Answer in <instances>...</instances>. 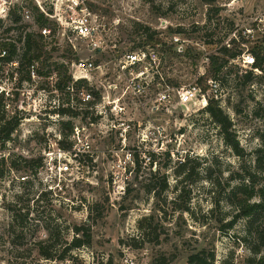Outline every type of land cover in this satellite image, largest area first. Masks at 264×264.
<instances>
[{"label":"rangeland","instance_id":"rangeland-1","mask_svg":"<svg viewBox=\"0 0 264 264\" xmlns=\"http://www.w3.org/2000/svg\"><path fill=\"white\" fill-rule=\"evenodd\" d=\"M90 8L99 17L101 51L81 41H74L73 50L49 23L56 31L46 40L47 51L55 49L51 62L35 65V80L20 65L14 98L1 102L0 117L20 122L0 151L6 159L0 165V264H121L126 252L139 264H152L161 255L170 264H188L189 256L201 251L214 255L211 264H244L250 255L242 241L245 222L222 228L235 215L232 189L254 170L255 151L263 144L264 65L257 71L245 67L243 59L264 54V0H215L212 5L202 0H92ZM136 25L155 32L154 41H145ZM179 29L182 34H176ZM0 34L5 38L4 30ZM173 37L181 42L173 44ZM176 45L183 54L169 53ZM143 47L153 49L147 52L156 54L155 64L121 72L123 57ZM223 47L242 54L213 81L217 92L208 98L218 101L231 120L241 157L201 105L181 108L175 92L201 77L207 82L208 58ZM77 61L97 66L86 82L100 98L92 107L80 105L79 118L60 117L54 111L67 92L55 90L57 75L48 76V70L64 63L71 74ZM249 72L253 76L247 80ZM128 85L133 88L125 91ZM204 85L210 88L209 81ZM166 86L174 92L163 101ZM68 122L72 133L63 125ZM75 129L81 131V142L73 138ZM62 133L69 135L67 143H77L73 175L44 181L40 165L29 161L57 149ZM184 161L191 171L186 180ZM181 187L183 197L176 202ZM42 192L48 195L39 199ZM10 204L24 216L15 220ZM181 205L187 212L178 211ZM150 216L151 223L143 224L150 232L141 237L140 222ZM74 227H83L91 243L64 254ZM42 241L54 260L40 256Z\"/></svg>","mask_w":264,"mask_h":264},{"label":"trees","instance_id":"trees-1","mask_svg":"<svg viewBox=\"0 0 264 264\" xmlns=\"http://www.w3.org/2000/svg\"><path fill=\"white\" fill-rule=\"evenodd\" d=\"M206 5L214 4L215 0H202ZM15 22H19L20 19L14 16ZM39 21L41 22V26H47L46 21L43 18L39 17ZM140 27L142 31V36L145 38V41L152 43L154 41V37L156 35L155 32H152L148 27H142L140 25H136ZM179 29L176 34H182V31ZM158 43V42H157ZM160 44V43H158ZM47 42L46 39L43 38L41 35H28L25 41V47H22L21 54H20V65L22 69L25 70L27 75L29 76V69L39 62H41V66H47L49 62L52 60V52L55 49H51L47 51ZM173 46V44H172ZM8 47V45L3 44L1 48ZM183 47L174 46L168 48L173 50L176 54L181 55L184 53L181 52ZM11 56L15 55V50L10 47ZM144 49V47H143ZM140 50V48H139ZM172 51V52H173ZM241 51H235L228 49L227 47H223L220 49L218 55H212L208 58L209 60V67L207 70V80L208 81H217L220 80L224 70L227 68L228 64L231 60L236 59L241 55ZM164 53L161 57L162 60ZM255 58V65L253 67L254 70L261 71L264 65V54L262 52H254ZM50 69V68H48ZM38 71V70H37ZM39 74L40 71H38ZM55 73L57 75V82L55 84V90L58 92H67L66 98L59 100V105L56 107L54 113L60 117L69 116L71 118H79L82 114L81 111H78L80 105H85L87 107H92L96 105L99 101V95L94 92L91 88L88 87V83L86 81H80L75 84H72V77L69 73L68 65L64 63H54V67L52 71L48 70V76ZM253 76L252 72L247 73L245 78L247 80ZM207 81V82H208ZM205 77H201L197 81V85L202 88L203 92H206L209 87L205 86L204 83ZM176 88H180L179 85L176 84ZM82 90H87L89 93L92 94L94 101L89 103H83V101L79 98V94ZM72 92V93H71ZM2 100H0V113H1V104ZM211 120L218 125L221 134L226 142V144L239 156L243 155L242 150L239 148V143L236 140L234 131L232 129L233 125L229 117L224 113L223 109L220 107L218 101L209 100L207 107L203 110ZM85 118H88V113H85ZM19 119L16 117L12 118H5L0 117V151L4 150L8 144V142L12 141V135L17 130L19 126ZM97 119L92 118L91 123H96ZM64 127L69 130L70 133L73 132V127L71 122L63 123ZM63 140L58 142V146L60 149L64 151H71L73 148L72 143H67L66 140L69 135L62 133ZM262 146L255 151V164L254 170L248 172L245 182L242 185L238 186L236 189H232L230 194V204L233 208L235 215L233 216L232 220L223 226L222 230H232L240 221L245 222V229L244 235L242 236V241L247 245L250 255L245 260L244 264H264V137ZM155 155H153V158ZM0 165L6 163V159L1 156L0 158ZM151 160V159H150ZM28 161H26L27 163ZM137 163L134 159L133 163ZM29 163L34 165H42V160H30ZM14 164V163H13ZM188 163L184 161L181 164V168L184 169L182 176L185 178L190 177L191 171L187 169ZM1 174V173H0ZM154 182L157 180V175L155 174L152 177ZM167 188L166 183L162 185V190ZM184 188H179V193L176 198L177 200H181L184 193ZM48 195L46 192H42L39 196L40 198H44ZM17 205L10 204L8 210L14 213L13 217L15 220L18 218L23 217L21 213V209H16ZM187 208L183 205L180 206L178 209L179 212H187ZM26 217L28 216L25 215ZM154 219L153 216L146 217L140 222V229H141V237L147 235L150 232V227H143L145 222L151 223ZM74 237L70 244L64 250V254L71 252L75 249H80L86 245H90L91 243V236L83 227H74L73 228ZM82 236V237H81ZM38 252L40 256L47 260H54V256L50 253L48 249V242L42 241L39 243ZM205 251H201L199 253L190 255L188 258V264H211L214 261V255H206ZM60 260H64V255L60 258ZM171 260L167 258L165 255H161L159 259L153 261L152 264H170Z\"/></svg>","mask_w":264,"mask_h":264},{"label":"built area","instance_id":"built-area-1","mask_svg":"<svg viewBox=\"0 0 264 264\" xmlns=\"http://www.w3.org/2000/svg\"><path fill=\"white\" fill-rule=\"evenodd\" d=\"M91 3L92 0H0V31L4 30L6 33L5 38L0 34V100L14 98V85L19 79L21 49L25 47L27 36L38 34L47 40L51 38V34H56L55 29L49 23H53L58 28L63 38L71 44L73 50L77 49L74 41H81L93 43L94 51L97 53L101 51V26L98 15L90 8ZM14 16L20 21L15 22ZM39 17L46 21L47 26H41ZM173 41V44L181 42L178 37H173ZM3 44L8 45V47L1 48ZM10 47L15 50L14 56H11ZM150 49L153 51L152 48L147 47L141 49L140 52L125 55L119 65L121 72L134 71L136 66L145 62L150 66L154 65L156 54H149L147 50ZM243 63L245 67L253 68L255 58L252 55H247L244 57ZM94 67L97 66L89 61L74 63L70 74L72 84L88 80L87 73L92 71ZM28 71L29 78L35 80V67L32 66ZM213 83V81H209V93L203 92L197 84L189 88L177 89L175 92L178 94L179 107L189 109L191 105L197 106L199 104L205 109L209 101L208 94L210 96V94L217 92L213 90L215 88ZM126 88L125 91H129L133 87L128 85ZM84 91L82 90L79 94L83 103L94 101L92 94ZM171 92L174 91L166 86L164 93L161 94V99L168 101L171 98ZM75 130L73 138L81 142V131ZM76 148L77 143L75 142L71 151H64L59 146L53 151H46L39 172L41 178L48 181L51 176L50 182L54 183L66 175H73L72 159L78 156L75 152ZM121 264L139 263L133 254L126 252L121 258Z\"/></svg>","mask_w":264,"mask_h":264}]
</instances>
